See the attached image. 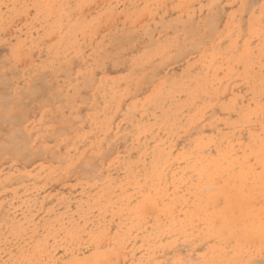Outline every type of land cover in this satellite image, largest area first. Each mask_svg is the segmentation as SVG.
Wrapping results in <instances>:
<instances>
[{
  "label": "rangeland",
  "instance_id": "1",
  "mask_svg": "<svg viewBox=\"0 0 264 264\" xmlns=\"http://www.w3.org/2000/svg\"><path fill=\"white\" fill-rule=\"evenodd\" d=\"M0 85V264H264V0H0Z\"/></svg>",
  "mask_w": 264,
  "mask_h": 264
},
{
  "label": "bare ground",
  "instance_id": "2",
  "mask_svg": "<svg viewBox=\"0 0 264 264\" xmlns=\"http://www.w3.org/2000/svg\"><path fill=\"white\" fill-rule=\"evenodd\" d=\"M210 24V23H209ZM33 27V26H32ZM209 30V29H208ZM195 31V30H194ZM191 32V31H190ZM211 32H213V31H211ZM205 37V36H204ZM26 40V39H25ZM112 43V42H111ZM196 45V44H195ZM191 47V46H190ZM192 49V48H191ZM179 50H180V48H179ZM252 60V59H251ZM30 63V62H29ZM58 70H59V68H58ZM55 76V75H54ZM6 78V77H5ZM39 80V79H38ZM41 81V80H40ZM43 82V81H42ZM233 82V81H232ZM3 83H5V82H3ZM30 83V82H29ZM2 84V83H1ZM8 85V84H7ZM47 85V84H46ZM0 86H2V85H0ZM3 86H4V84H3ZM6 86V85H5ZM9 87V86H8ZM5 88V87H4ZM7 88V87H6ZM36 88V87H35ZM19 90V89H18ZM23 90V89H22ZM49 91H50V89H48ZM19 91H21V90H19ZM46 91V90H45ZM47 92V91H46ZM39 93V92H38ZM25 94V93H24ZM37 94V93H36ZM8 95V94H7ZM10 95V94H9ZM26 95V94H25ZM45 94H43V96H44ZM2 96H3V94H2ZM22 96V95H21ZM1 97V96H0ZM25 97V96H24ZM29 97H31L30 95H29ZM3 98V97H2ZM18 98V97H17ZM23 98V97H22ZM27 98V97H26ZM190 98V97H189ZM3 99H5V98H3ZM10 100V99H9ZM32 100V99H31ZM17 101V100H16ZM3 102V101H2ZM7 102H8V100H7ZM31 102V101H30ZM47 102V101H46ZM45 102V103H46ZM15 102H13V104H14ZM18 103H20V101H18ZM29 103V102H28ZM8 104V103H7ZM0 105H1V103H0ZM22 105V104H21ZM20 105V106H21ZM4 106V105H3ZM23 106V105H22ZM62 106H63V104H62ZM5 107V106H4ZM9 107V106H8ZM72 108V107H71ZM5 109H6V107H5ZM27 109V108H26ZM2 112V111H1ZM223 114V113H222ZM123 115V114H122ZM213 115H211L210 117H209V119L212 117ZM5 117V116H4ZM19 117V116H18ZM16 119V118H15ZM14 120V119H13ZM5 121H7V119L5 120ZM20 121V120H19ZM8 122H10V120L8 121ZM18 122V121H17ZM1 123H3V121L1 122ZM7 123V122H6ZM6 123H4V124H6ZM10 124V123H9ZM195 128V127H194ZM215 128V127H214ZM21 130V129H20ZM19 130V131H20ZM17 131V130H16ZM15 131V132H16ZM21 132V131H20ZM20 132H18V134L20 133ZM1 134V133H0ZM12 134V133H11ZM247 134V133H246ZM16 135V133H14V136ZM23 134H21V136H22ZM190 135V134H189ZM25 136V135H24ZM11 137H13L12 135H11ZM16 137H18V136H16ZM15 137V138H16ZM24 138V137H23ZM19 139V138H18ZM222 139V138H221ZM13 140H14V137H13ZM16 141H18V140H16ZM177 144V143H176ZM248 147H249V145H248ZM16 151V150H15ZM161 162V161H160ZM172 166V165H171ZM263 176V175H262ZM240 193V192H239ZM238 198H239V196H238ZM236 202V201H235ZM239 203V202H238ZM239 206L240 205H237V207L239 208ZM240 209L241 210H243L241 207H240ZM256 224V223H255ZM254 224V225H255ZM246 226V225H245ZM256 226V225H255ZM253 227V226H252ZM259 229V228H258ZM260 230V229H259ZM254 231V230H253ZM252 231V233L253 234H255L256 232H253ZM257 232H259V231H257ZM257 234V233H256ZM259 237H260V235H259ZM214 240V239H213ZM5 247V246H4ZM257 259H255V261H256ZM253 261V260H252ZM73 263V262H72ZM254 264V263H253Z\"/></svg>",
  "mask_w": 264,
  "mask_h": 264
}]
</instances>
